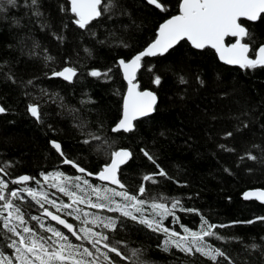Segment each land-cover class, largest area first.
Here are the masks:
<instances>
[{"label": "snow or ice", "instance_id": "snow-or-ice-1", "mask_svg": "<svg viewBox=\"0 0 264 264\" xmlns=\"http://www.w3.org/2000/svg\"><path fill=\"white\" fill-rule=\"evenodd\" d=\"M150 15L163 22L137 45ZM0 25L10 38L0 55V84L19 92L45 135L59 134L58 124L70 117L77 145L102 160L89 170L82 156L49 139L58 161L54 169L14 175L17 161L0 164V264H151L145 248L131 239L137 233L155 237L161 252L180 253L192 264H264V236L245 243L220 231L264 224V215L214 223L187 205L193 197L152 191L165 183L191 186L160 158L163 142H174L164 113L187 108L213 85L222 99L235 101L224 115L196 105V121L208 123L213 155L233 157V167L249 174L264 170V99L254 103L238 86L224 87L222 67L237 66L245 75L264 72V38L257 32L264 29V0H0ZM102 54L111 55V63L89 67ZM204 60L214 78L202 70ZM29 63L38 72L21 67ZM118 77L126 90H109L115 113L84 89L71 104L60 91L43 86L59 79L75 95L85 80L114 85ZM11 111L0 103V115ZM145 128L154 131L145 136ZM177 133L191 139L182 129ZM120 138L138 140V151L120 147ZM138 157L153 170L142 173L133 190L125 172ZM233 167L221 165L228 176L236 174ZM243 199L264 205V189L249 190ZM181 214L198 216V226L182 222ZM234 243L241 252L229 250Z\"/></svg>", "mask_w": 264, "mask_h": 264}, {"label": "trees", "instance_id": "trees-1", "mask_svg": "<svg viewBox=\"0 0 264 264\" xmlns=\"http://www.w3.org/2000/svg\"><path fill=\"white\" fill-rule=\"evenodd\" d=\"M162 22L159 15L148 16L146 29L138 34L136 38L137 45H143L145 40L152 37L158 24ZM257 32L261 38H264V29H258ZM6 33V28L0 25V55L5 54L3 45L9 42L10 39ZM37 37L44 39L39 33H37ZM65 47L70 48L71 45ZM52 51L55 55L56 49L52 48ZM111 60V55L102 54L100 62L89 65V67L103 68L110 64ZM201 64L206 75L213 77L208 61L204 60ZM21 67L33 69L31 63L21 65ZM222 67L225 70L224 87L231 89L233 85L238 86L239 91L254 103L264 99V72L245 75L237 66ZM85 70V68H81V71ZM33 71L38 72V68L33 69ZM43 86L60 91L71 104H76L79 98V90L84 89L91 92L106 107L111 108L113 113H115L117 105L115 98L109 94L110 88L118 87L121 91L126 90V82L119 77L114 85H103L90 79L85 80L77 85L75 95L73 94V88L66 83H62L59 79L46 80ZM218 91L216 85H213L211 88L196 94L187 108L181 109L173 106L164 113V119L172 129V140L174 142H163L164 147L160 153V158L170 173L177 175L182 180L186 179L191 186L179 188L172 183H165L162 189L153 188L152 191H163L169 195L191 196L193 199L186 202L188 206L200 209L214 223H229L233 220H247L254 216L264 215V205L259 201L243 199V193L246 189L264 187V170L257 169L249 174L243 168L238 170L233 167V157L224 155L221 158L219 153L213 155L215 151L214 144L207 139L208 123L203 119L197 122L196 116L199 115V109L224 115L228 107L234 105L235 101L233 99H222L216 94ZM0 103H4L12 109L7 115H0V164L5 160L17 161L14 175H36L39 171L52 170L56 167L58 161L54 150L50 149L49 139L61 140L63 145L69 148L70 155L82 156V162L89 170L95 171L101 166L102 160L93 158L87 151L82 150L77 145V137L73 135L70 117H65L58 124L61 129L59 134L49 133L45 135L44 130L33 123V120L26 113V101L18 91H9L0 84ZM196 105H199V109ZM56 119L59 120L60 118ZM108 124L111 126V118ZM177 129H182L191 139L179 135ZM152 131L154 130L150 131L145 128V136H150ZM109 135H111L110 132ZM138 144V140L135 139H119L120 147H131L138 151ZM130 164L131 167L127 168L125 172V179L134 190L139 182V176L153 169L147 160L142 157H138L134 162L130 161ZM221 165L233 167L236 174L228 176L222 171ZM68 167L64 166L65 169ZM229 197L231 200H229ZM32 211L33 214H36L34 209ZM181 215L182 222L188 226L193 228L198 226V216L194 214ZM220 231L225 235L241 237L245 243H248L251 237H256L258 240L261 236H264V224L257 222L254 225H237L231 229ZM131 239L135 241L137 246L142 245L145 248L151 264H192L190 261L185 262L180 253H176V256H169L161 252L156 247L155 237L150 238L143 233H137L132 235ZM229 250L241 252L242 246L234 243L229 246ZM195 264H204V262L197 260Z\"/></svg>", "mask_w": 264, "mask_h": 264}, {"label": "water", "instance_id": "water-1", "mask_svg": "<svg viewBox=\"0 0 264 264\" xmlns=\"http://www.w3.org/2000/svg\"><path fill=\"white\" fill-rule=\"evenodd\" d=\"M257 189H264V187L259 186V187L248 188L244 191V193L248 192L249 190H257ZM244 193H243V196H244ZM253 200H255V199H253Z\"/></svg>", "mask_w": 264, "mask_h": 264}]
</instances>
